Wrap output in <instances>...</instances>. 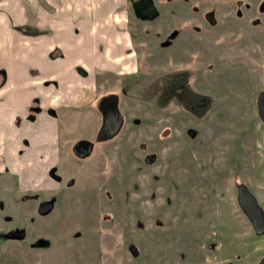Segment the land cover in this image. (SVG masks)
<instances>
[{
  "label": "rangeland",
  "instance_id": "1",
  "mask_svg": "<svg viewBox=\"0 0 264 264\" xmlns=\"http://www.w3.org/2000/svg\"><path fill=\"white\" fill-rule=\"evenodd\" d=\"M155 1L160 14L142 20L128 0L111 63L78 64L74 104L46 107L59 131L50 174L0 168V264H255L264 254L236 197L244 182L264 209V0ZM30 32L39 45L50 34ZM91 32L61 38L84 44ZM112 92L125 122L99 139L97 101ZM34 101L30 117L44 109Z\"/></svg>",
  "mask_w": 264,
  "mask_h": 264
},
{
  "label": "crops",
  "instance_id": "2",
  "mask_svg": "<svg viewBox=\"0 0 264 264\" xmlns=\"http://www.w3.org/2000/svg\"><path fill=\"white\" fill-rule=\"evenodd\" d=\"M127 1L0 0V168L5 163L6 169L19 171L25 179L29 167L40 166L50 174V150L59 149L52 143L55 138L58 143L59 131L57 114L46 107L58 110L62 104H74L75 90L85 84L79 83L85 79L78 64L88 70L111 63L114 49L122 45L123 20L118 16ZM19 23L25 26L20 29L29 31L23 35L28 38L17 40ZM33 28L50 31L46 43L39 45V34L30 32ZM71 29L92 32L84 44L72 39L67 46L61 37ZM35 98L44 109L30 117Z\"/></svg>",
  "mask_w": 264,
  "mask_h": 264
},
{
  "label": "water",
  "instance_id": "3",
  "mask_svg": "<svg viewBox=\"0 0 264 264\" xmlns=\"http://www.w3.org/2000/svg\"><path fill=\"white\" fill-rule=\"evenodd\" d=\"M155 0H133V12L141 19L156 18L159 15ZM99 111L101 112L102 122L98 127V138L107 139L120 131L124 115L120 111L119 103H117V95L112 92L100 96L97 102ZM256 109L259 113V118L264 121V88L257 94ZM154 154L149 156L152 159ZM237 201L244 213H247L255 233H264V209L260 201L256 199L255 193L246 187L245 183L238 185ZM255 264H264V254L259 257Z\"/></svg>",
  "mask_w": 264,
  "mask_h": 264
},
{
  "label": "flooded vegetation",
  "instance_id": "4",
  "mask_svg": "<svg viewBox=\"0 0 264 264\" xmlns=\"http://www.w3.org/2000/svg\"><path fill=\"white\" fill-rule=\"evenodd\" d=\"M133 1V0H132ZM156 2V1H155ZM157 4V3H156ZM156 6H158V5H156ZM157 9H158V7H157ZM133 10V9H132ZM158 12H159V9H158ZM159 14H160V12H159ZM140 18V17H139ZM147 19H150V18H147ZM147 19H142V20H147ZM108 94H111V93H108ZM106 95V94H105ZM101 96H103V95H101ZM118 96V95H117ZM100 97V96H99ZM99 99V98H98ZM98 102V101H97ZM117 103H118V97H117ZM120 107V106H119ZM121 109V108H120ZM121 111V110H120ZM122 112V111H121ZM101 113V112H100ZM122 115H123V113H122ZM102 122V121H101ZM124 122H125V115H124ZM124 122H122V125H123V123ZM121 125V126H122ZM121 128V127H120ZM121 130V129H120ZM113 136H114V134H113ZM109 138H111V137H109ZM108 139V138H107ZM149 158V157H148ZM237 188H238V186H237ZM238 190H239V188H238ZM237 194H238V191H237ZM237 194H236V197H237ZM239 202V201H238Z\"/></svg>",
  "mask_w": 264,
  "mask_h": 264
}]
</instances>
